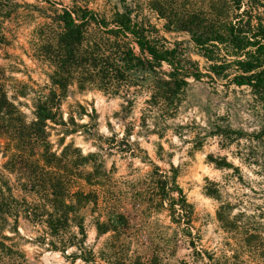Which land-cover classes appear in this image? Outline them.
Here are the masks:
<instances>
[{
    "label": "trees",
    "instance_id": "16d2710c",
    "mask_svg": "<svg viewBox=\"0 0 264 264\" xmlns=\"http://www.w3.org/2000/svg\"><path fill=\"white\" fill-rule=\"evenodd\" d=\"M158 1L152 4L166 20L165 29L189 34L196 53L209 63L206 69L188 55L181 42L170 43L157 26L135 18L131 7L107 17L74 5L56 16L60 33L54 42L43 46L44 58L53 71L50 84L39 91L32 121L16 103L20 95L9 96L0 71V139L4 142L0 148L11 156L0 168V264H31L15 242L16 236H22V221L37 232L36 243L67 258L95 264L82 212H105L104 220L102 213L96 218L100 235L111 231L127 234L130 229L127 213L117 205L119 199L101 154L85 155L71 143L59 153L50 141L52 129L61 128L65 137L82 131L94 135V124L79 122L85 115L92 118L83 105H79L81 111H69L65 117L63 103L71 85L123 99L117 113L125 122L122 138L116 133L101 137L99 148L107 144L112 150L118 144L117 151L130 156H138L141 150L137 141L131 142L132 136H163L168 120L179 112L190 79L231 78L233 84L250 88L264 111V0H214L207 9L193 10ZM139 102L141 115L134 118ZM256 135L264 137V124ZM18 164L22 178L13 184L7 172H17ZM152 165L148 178L152 191L136 199L150 210H168L173 221L187 231L202 264H247L244 253L256 236L248 235L245 212L232 216L225 204L218 211L224 230L236 234L234 245L230 243L231 255L218 257L214 251L200 248L192 230L193 205L178 182L177 171L169 174ZM8 228L11 235L6 233ZM69 249L75 251L70 253ZM139 256L120 259L119 263L170 264L157 256L149 260Z\"/></svg>",
    "mask_w": 264,
    "mask_h": 264
},
{
    "label": "rangeland",
    "instance_id": "374dc122",
    "mask_svg": "<svg viewBox=\"0 0 264 264\" xmlns=\"http://www.w3.org/2000/svg\"><path fill=\"white\" fill-rule=\"evenodd\" d=\"M153 1L156 0H0V71L9 96L20 95L16 103L27 120L34 119L39 91L50 84L53 71L44 58L43 46L54 42L60 33L56 16L74 5L89 7L107 17L116 10L131 7L135 18L157 26L170 43L181 42L188 55L206 69L209 63L196 53L190 35L167 31L166 20L154 9ZM158 2L178 3L182 10L207 9L215 4L214 0ZM230 79H190L179 112L168 120L163 136L156 133L132 136L131 142L137 141L141 147L138 156L117 151L118 144L112 150L107 144L104 149L99 148L101 137L116 133L118 139L122 138L125 122L117 113L121 111L123 99L97 89L69 87L63 103L65 117L69 111H81L79 105H83L92 118L85 115L79 122L94 124V135L82 131L65 137L61 128L52 129L50 141L54 150L60 153L71 143L85 155L101 154L119 199L117 205L130 220L127 234L111 231L100 235L96 218L102 213L104 220L105 212L94 213L90 209L82 212L86 216L87 244L95 251L96 263L120 264V259L140 255L143 260L157 256L170 264L184 261L202 264L190 245L187 231L173 221L168 210H150L145 202L136 199L152 191L148 178L154 163L169 174L174 169L177 171L178 182L193 205L192 230L200 248L214 251L218 257L233 253L230 243L234 245L232 237L236 234L225 231L218 219V211L225 204L229 205L232 216L240 210L245 212L248 235L256 236L247 244L246 263L264 264V137L256 135L264 124V111L250 88L239 87ZM141 107L137 103L134 118L140 117ZM3 143L0 139V144ZM62 143L65 144L61 146ZM10 158L0 148V168ZM21 171L22 166L18 164L17 172H7L13 184L19 183ZM20 231L22 236H16L15 242L26 252L31 264H95L67 258L47 245L36 243L37 232L24 221ZM6 233L11 235L9 228ZM73 251L69 249L70 253Z\"/></svg>",
    "mask_w": 264,
    "mask_h": 264
}]
</instances>
